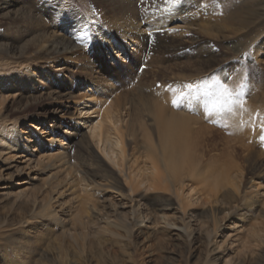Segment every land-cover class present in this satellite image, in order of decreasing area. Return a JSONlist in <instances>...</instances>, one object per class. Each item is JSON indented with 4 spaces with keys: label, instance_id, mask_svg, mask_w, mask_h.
Here are the masks:
<instances>
[{
    "label": "bare ground",
    "instance_id": "bare-ground-1",
    "mask_svg": "<svg viewBox=\"0 0 264 264\" xmlns=\"http://www.w3.org/2000/svg\"><path fill=\"white\" fill-rule=\"evenodd\" d=\"M2 3L0 179L13 184L16 175L26 174L28 167L42 177L28 174L29 181L20 183L39 180L41 186L32 193L21 189L0 194V200L12 206L11 216L17 217L8 219L10 232L20 233L25 247L18 255H2L0 264H17L15 256L25 264L35 252L47 259L49 249L66 263L69 255L63 245L83 251L92 244H118L124 249L135 243L137 234L184 238L190 244L205 240L211 245L210 264H264V130H251L264 121L262 112L252 105L256 97H247L255 89L253 84L221 81L226 75L222 71L212 79H195L194 89L183 90L180 84L149 85L150 95L138 93L136 103H131L139 107L137 119L132 120L130 113L124 115L129 102H118L121 98L104 102L96 98L102 86L84 87L81 79L71 87L67 106L61 107L66 111L63 121L51 124L40 114L10 119L4 107L10 100L32 92H40L38 100H43L47 92L61 86L60 81L65 82L70 67L83 54L78 45L87 42L89 26L66 0L55 12L50 11L55 0ZM164 11L168 15L164 21L146 15L139 18L137 10L102 23L94 21L101 48L124 61L127 47L145 51L142 43L146 40L158 43L159 50L164 45L169 52L180 51L189 43L194 26L206 36L222 33L212 26L211 18L192 23L179 8ZM86 47L92 50L88 43ZM221 84L228 85L234 102L209 115L207 108ZM178 97L179 104L174 106L172 101ZM30 104V108L38 106L35 100ZM140 135L147 140L138 148ZM217 139L227 146L222 162L205 151L206 143ZM19 158L26 160L25 166L7 165ZM14 167V172L5 174ZM158 193L164 194L154 195ZM200 216H206V221L200 222ZM229 218L240 223V228L251 227L218 241L221 232L216 227ZM51 238L55 249L47 245ZM80 259L69 262L82 264Z\"/></svg>",
    "mask_w": 264,
    "mask_h": 264
},
{
    "label": "rangeland",
    "instance_id": "rangeland-1",
    "mask_svg": "<svg viewBox=\"0 0 264 264\" xmlns=\"http://www.w3.org/2000/svg\"><path fill=\"white\" fill-rule=\"evenodd\" d=\"M62 1L65 0H55V4L53 7L51 6L50 11L55 12ZM66 1L70 4L72 3L86 19L85 21L88 22V40L78 45L79 49L84 50H81L83 54L78 58L77 63H74L73 66L70 67L71 72L66 74L68 78L65 82L63 80L60 81L61 86L54 92H47L48 94L43 100H38L41 94L40 92H32L26 97L22 96L16 98L15 100H10L8 104H5L4 107L7 109L6 115H8L10 119L40 114L48 117L51 124H55L58 120H60V122L63 121L66 111L62 110L61 107L67 106L65 102L69 100L71 87L73 88L83 79L84 81L82 83L84 87H88L89 84L102 86L99 88L100 93L98 92L100 95H97L96 98L99 97V99L101 98L104 102H117L118 98H121L118 102H129L130 105H128L127 109L124 111V115L130 113L131 117L133 115L132 120H136L139 111L137 109H139V107H132L131 103H136L134 99L138 97V93H142L148 97L150 95V90H148L149 85H157L156 88H162L163 86L170 87L172 84H180V87L184 90L188 88L186 85L192 84V89H194L195 79V82L212 79L214 75H216L215 73L223 71L222 73L226 75H222L221 78H219L221 81L227 80V83L235 82L236 84H253L255 89H253L254 91L252 90L253 93L250 92L247 94V97H249V95L256 97L252 105L257 106V110L262 112L264 121V0H177L175 3H172L171 0ZM3 6L4 4L2 3L0 7ZM169 7L179 8L183 18L188 19L192 23L198 22V19L201 17L213 19L212 26L215 27L216 25V27L222 31L220 37L206 36L200 32L199 27L194 26V30H192V33L190 32L189 35V43L185 44L180 51L171 50V52H169L163 47L164 45L159 50L157 48V45H159L158 43L152 40H146L142 43V45L146 46L145 51L133 50L127 47L128 53L124 54V61L115 56L110 57L111 54L101 48L100 35L95 29L94 21L102 23L107 21V19H111L110 17H118V15L122 17L132 12V10L138 11L141 16H139V18H143V16L145 17L146 15L147 19L155 18L163 19L164 21L168 19V15L164 10ZM4 26V24H0V29H3ZM154 34L156 33L147 35V37L154 36ZM116 40L119 41L117 37ZM87 43L92 47V50L89 51V48L86 47ZM200 63L202 64L200 65ZM197 68H203L204 72L197 73ZM103 84L106 86L108 85V87ZM89 90L90 89H87L86 92ZM33 100L37 101L38 106L36 108H30V101L33 102ZM246 101H249V99ZM256 127H260L264 130V125L261 123H257L251 130H255ZM26 129L27 128H24L23 130ZM56 137L60 138L61 136L57 135ZM146 140V137L140 135L137 141L138 148L144 147L143 145L146 144ZM217 140H213L214 142H207L205 151L207 155L209 154L208 156L215 158V160L220 158L222 162L226 160L225 157L221 158V155H226L223 152L225 150L227 153V146H225L224 143L222 144L220 140V143ZM215 141L219 144H214ZM259 149L261 150V148ZM16 161L17 162L11 164L8 163L7 165L16 166L18 164L22 165L21 167L25 166L24 162L26 160L19 158L16 159ZM0 166H3L1 161ZM15 169L14 167L5 174L14 172ZM28 169L29 167L25 170L26 174L21 176L16 175L13 184L2 182L0 179V194H3L5 191L13 194L21 189H24L26 193L36 191V189L41 186L39 180L30 181L29 185L21 186L20 184L22 181H29L28 177H26L28 174L33 173L32 178L38 175V177H42L35 171L36 169ZM202 187L203 186H200V188ZM163 194L164 193H158L154 195ZM11 214L12 206L7 200H0V234H3V231H5L4 236L6 237L5 239L3 235H0L1 259H3L2 255L8 253L18 255L19 252H23L25 248L22 235H20V233H14L13 231L10 232L12 228L9 225L10 220L8 221V219H17L16 215L11 216ZM205 217L206 216H200L198 220H200V222H205ZM6 220L7 222H5ZM2 222L5 224L3 225ZM207 222L208 224L210 223L209 219H207ZM212 226L214 227V225L211 224L210 227ZM221 226L220 228L216 227V230L221 232L218 241H223L230 233H236L234 232L235 230L239 232L245 231L249 227V225L246 224L244 227L240 228V223L238 224L235 222L233 218L227 219L221 223ZM5 229H8L7 231L10 233ZM2 239L4 240L2 241ZM47 242V245H51V247L55 249V241H53L52 238L48 239ZM59 242L61 241L56 243L61 245ZM61 247L64 249V252L69 255V259L68 261L66 260V263L58 261L59 259L55 255L58 252L54 253V250L49 249L51 252L46 250L48 252L47 259H42L41 254L44 256L43 253L35 252L33 255L29 256L25 264L27 262V264H71V262L75 263L79 261L78 257L82 258L80 259V263L82 264H84L83 262H85V264H210L209 259L211 250V245H208L205 240L190 244L184 238H168L162 234L149 235V237H143L137 234L135 243H132L124 249L118 244H106L103 247L92 244L91 247L84 251L76 246V248L72 246L76 254L73 248H70V251L67 246L64 247L63 245ZM44 248L46 249V247ZM52 257H54V259ZM13 260L16 261L17 264H21L17 256L13 257ZM55 260H57V262ZM70 260L71 262H69ZM224 262L225 261H220L217 264H224Z\"/></svg>",
    "mask_w": 264,
    "mask_h": 264
},
{
    "label": "snow or ice",
    "instance_id": "snow-or-ice-1",
    "mask_svg": "<svg viewBox=\"0 0 264 264\" xmlns=\"http://www.w3.org/2000/svg\"><path fill=\"white\" fill-rule=\"evenodd\" d=\"M171 2L175 3L177 0H171ZM189 89L193 88L192 84L186 85ZM179 97L176 99H173L172 104L174 106H178L179 104ZM234 102V94L229 90V87L227 84H221L219 86V91L215 95V97L212 99L210 106L207 108V114H211L213 111H222L224 108H226L228 105Z\"/></svg>",
    "mask_w": 264,
    "mask_h": 264
}]
</instances>
